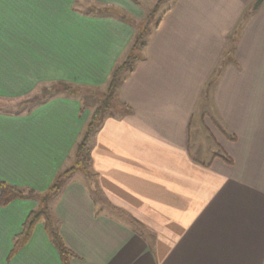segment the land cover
I'll return each mask as SVG.
<instances>
[{"label": "crops", "instance_id": "0c3cea01", "mask_svg": "<svg viewBox=\"0 0 264 264\" xmlns=\"http://www.w3.org/2000/svg\"><path fill=\"white\" fill-rule=\"evenodd\" d=\"M151 1L0 0V99L106 87ZM253 2L162 12L87 162L46 201L71 254L62 260L43 218L13 248L40 205L26 196L0 204V264H264V1ZM85 101L59 92L0 110V181L46 193L74 164L97 106Z\"/></svg>", "mask_w": 264, "mask_h": 264}, {"label": "trees", "instance_id": "16d2710c", "mask_svg": "<svg viewBox=\"0 0 264 264\" xmlns=\"http://www.w3.org/2000/svg\"><path fill=\"white\" fill-rule=\"evenodd\" d=\"M161 2V0H158L156 3V6H158ZM110 9H99V13H109ZM251 10H248L244 13V18L247 16ZM115 15H120V13H114L110 12ZM121 18H125L124 16H121ZM160 20L157 19L154 24H157V22ZM132 22V21H131ZM133 25L137 26V33L136 38L134 39L128 53L124 57V60L118 64L114 70L112 71L105 91L103 95H98L96 93V89H81L80 87L72 86L67 83H56L55 86L50 89L44 88L45 93L42 94L40 97L47 98L49 96H52L54 94H57L59 92L71 94V95H77L80 96L83 100H86V103H90L92 106L97 105L95 107L93 116L91 117L88 125L86 126V129L84 131V134L82 138L80 139L79 143L76 146L75 155H74V164L67 168L66 170L62 171L52 183L51 187L48 189V191L42 195H36L32 191H25L21 188L8 185L2 181H0V204L7 203L8 201L14 199V198H22L26 196H36L39 201L40 205L39 208L36 211L30 212L28 215L24 225L22 232L18 234L14 239V246L13 248H18L30 235L31 228L33 224L39 219L43 218L45 228L52 240V242L56 245L60 256L62 257V260L66 261L68 256L71 254L70 251L64 246L60 235L57 231V228L55 226V223L53 219L48 215V208L46 206V201L48 197H50L52 194H55L57 191L60 190L62 183L66 179V176L69 172H72L76 167L80 166L81 164H84L88 160V152L89 148L87 147L88 139L91 136V134L95 131L96 127V121L100 116H103L105 114L110 113L108 110H110V103L111 100L114 98V95L116 93V90L120 83L122 82V72L123 71H131L133 69V66L135 64V61L140 58V51L144 48L146 44V37L149 32L148 28V22L146 19L145 24L139 25V23H133ZM88 94L95 95L94 100L91 99V96H88ZM39 97V98H40ZM35 101H38V99H29L28 104L34 103ZM95 103V104H94Z\"/></svg>", "mask_w": 264, "mask_h": 264}, {"label": "rangeland", "instance_id": "374dc122", "mask_svg": "<svg viewBox=\"0 0 264 264\" xmlns=\"http://www.w3.org/2000/svg\"><path fill=\"white\" fill-rule=\"evenodd\" d=\"M158 0H154L151 2H147L144 3L143 6H139L140 10H137L136 13V17L135 18L138 22L139 25L145 24L146 19L148 22V28L151 29L153 27V24L155 23V21L157 19L160 18V16L162 15V12L172 4V2L174 0H161V2H159L160 4L158 6H156ZM110 12H114V13H118L113 11L112 9L109 10ZM55 85H51L50 87L46 88V89H50L53 88ZM105 88L102 89H96V93L98 95H103L105 94ZM44 88L38 90V92L36 94H34L33 96H30L28 98H25L24 100H19V101H8V100H4V99H0V110H4V111H17L18 109H24L27 107L28 101L29 99H39V97L44 94ZM88 96H91V99L94 100L93 98H95V95L92 94H88ZM17 100V99H16ZM95 104V103H94Z\"/></svg>", "mask_w": 264, "mask_h": 264}, {"label": "water", "instance_id": "95a60500", "mask_svg": "<svg viewBox=\"0 0 264 264\" xmlns=\"http://www.w3.org/2000/svg\"><path fill=\"white\" fill-rule=\"evenodd\" d=\"M264 0H254L253 4L251 5V10H255Z\"/></svg>", "mask_w": 264, "mask_h": 264}]
</instances>
